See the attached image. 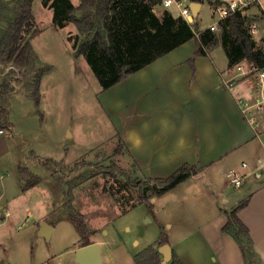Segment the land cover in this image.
Here are the masks:
<instances>
[{
  "label": "rangeland",
  "instance_id": "rangeland-1",
  "mask_svg": "<svg viewBox=\"0 0 264 264\" xmlns=\"http://www.w3.org/2000/svg\"><path fill=\"white\" fill-rule=\"evenodd\" d=\"M71 1L75 5L81 2ZM50 4L34 1L35 20H30L22 32L23 41L32 39L33 51L23 64H17L3 53L1 42L13 31L20 2L0 0V90L6 91L0 105L6 109L2 119L7 124L0 126V202L8 200L11 208L7 222L0 226V252L5 264L40 262L51 256H55L54 263L67 259L70 253L65 249L80 243V235L72 221L63 217L64 212L67 214L66 202L75 205L97 228L94 236L101 240L105 258L107 250L113 249L124 264H133L128 250L140 253L150 245L158 248L156 243L162 234L168 243H173L196 227L203 212L196 206L197 200H214L224 205L228 203L225 198L246 197L250 179L256 176L243 187L235 188L222 174L211 184L203 178L182 181L165 193L152 196L149 202L132 206L138 188L128 182V176L141 180L154 176H148V171L134 159L123 134L134 127L138 134L139 120L146 112L156 119L166 115L163 104L168 97L164 95L170 85L165 79L171 68L191 70L189 85L174 87L181 93L193 94L191 101L196 110L191 108L187 114L190 119L198 118L200 109L196 104L201 102L205 89L198 81L197 60L190 57L188 66L175 65L176 62L172 66V60H168L172 56H166L104 90L86 56H73L75 23L67 20L63 27H56ZM168 9L180 12L175 4L165 7L161 2L154 7L159 16ZM217 20L215 5L205 1L198 17L199 29ZM253 38L264 49V25ZM189 45L177 49L175 54L191 52ZM206 50L215 56L227 78L251 68L247 60L230 65L221 42ZM4 82L7 84L1 87ZM246 86L256 97L253 74L248 75ZM153 104L157 107L152 108ZM259 158L264 165L263 147L247 162L254 166ZM234 160L238 164L242 158L235 156ZM171 168L159 172L167 177L174 172ZM37 180L33 190L22 191ZM263 181L264 176L258 182ZM35 195L40 199L36 201ZM44 209L47 214L42 216ZM45 221L55 224L49 238L40 234Z\"/></svg>",
  "mask_w": 264,
  "mask_h": 264
},
{
  "label": "crops",
  "instance_id": "crops-1",
  "mask_svg": "<svg viewBox=\"0 0 264 264\" xmlns=\"http://www.w3.org/2000/svg\"><path fill=\"white\" fill-rule=\"evenodd\" d=\"M203 5L204 3H202V7ZM168 10L174 15L180 14V12L175 13L171 9ZM212 24L214 23H211L210 26ZM210 26L202 30L210 28ZM219 29L220 25L216 30L219 31ZM187 45H189L191 52L175 54L177 49ZM195 51L196 40L190 39L155 61L166 58V56H172L168 59L172 60L170 61L172 66L175 62V65L180 63L183 66H188L187 60L190 57H195L198 81L202 83L203 90L205 89L201 95V102H196V108L200 109L196 114L198 118L190 119L187 114L189 110H192L191 108H193V112L196 110L193 101H191L193 94L188 93V91L181 93L175 88L189 85L191 70L187 67L180 71L171 68V70H166L165 79L170 85V90L164 95V97H168V99H164L163 104V107L167 109L166 115L156 119L149 115V112H146L139 120L138 134L133 130L135 127L129 128L123 134V138L133 153L134 159L145 171H148V176L165 177L161 174L163 172L159 171L170 167L175 171L185 163L197 164L201 170L188 177L184 182L190 179L203 178L206 183L211 184L218 180L219 175L224 174L226 176V172L232 167H239L246 174L243 185L247 184L248 179L256 176V179H253L254 177L250 179L251 185L245 195L246 197L250 196V200L240 210L239 216L249 227L254 240L257 260L253 264H264V181L258 182L264 176V165L261 158L257 160V164L254 166H250L247 162L248 158L260 154L261 148H264V113L261 117L260 127L255 128L245 119L235 94L226 85L228 80L234 79L238 88L248 97H252L246 86L248 76H245V71L235 77L227 78L225 71L216 62V58L211 52L206 50V54L196 55ZM243 61L245 60L238 63ZM155 103L158 102L155 101ZM154 104L151 105L152 108L157 107ZM160 109L162 110V108ZM235 156L242 158L238 164L234 160ZM243 163H246L247 166L244 167ZM33 188L29 189L33 190ZM2 195L3 190L0 189V198ZM246 197L235 195L231 199L225 198L224 202L228 203L224 205H219L214 200L211 202L209 200L206 202L205 200H197L195 202L196 206L203 210L202 214L200 213L201 222L191 231L182 233L175 242H169L172 250L183 264H246L237 242L230 234L222 231L227 220L226 211ZM34 198L36 201L40 199L38 195H35ZM205 203L209 209L204 206ZM9 204L8 200L7 202H0V226L5 224L11 215ZM46 214L47 210L44 209L41 215ZM63 217H66L65 212ZM52 225L55 229V224ZM93 239V241L99 242L101 246V240L96 239L95 236ZM81 245L80 242L72 248L65 249L70 254L63 262L54 263L55 256H51L40 262L34 260L23 264H51L52 262L54 264H79L75 261L74 256L76 249ZM101 250L103 264H124L120 256L113 254L115 252L113 249L107 250L106 258L103 255L102 246ZM128 252L135 261L138 252L132 250H128ZM4 261L5 259L0 252V264H5ZM128 264H132V262Z\"/></svg>",
  "mask_w": 264,
  "mask_h": 264
},
{
  "label": "trees",
  "instance_id": "trees-1",
  "mask_svg": "<svg viewBox=\"0 0 264 264\" xmlns=\"http://www.w3.org/2000/svg\"><path fill=\"white\" fill-rule=\"evenodd\" d=\"M35 0H19L20 13L13 22L10 36L1 42L3 53L9 60L23 64L33 51L32 39L23 41V28L30 20H35L33 3ZM201 3L219 4L221 0H194ZM44 5L53 9V23L63 27L67 20L73 21L77 33L72 45L73 56L84 55L102 88L108 89L134 72L144 68L156 59L174 50L184 42L195 39L197 42L196 55L207 53L206 47L221 42L231 65L242 60L264 66V49L258 47L248 27V17L240 12H233L220 23L219 31L210 28L199 29L198 18L189 23L182 15H174L165 10L159 16L154 7L163 0H81L75 5L71 0H42ZM81 13L78 16L77 13ZM70 40L73 37H69ZM192 61L195 57L191 58ZM193 64V63H192ZM7 83H2L5 87ZM6 91L0 90V98ZM6 109L0 105V126L7 124L2 117ZM123 144V142H121ZM122 144V145H123ZM132 155V154H131ZM201 167L197 164L185 163L167 177H147L131 179L138 188L136 202L150 201L154 195H161L174 188L188 177L198 173ZM59 180H62L59 177ZM21 183L24 179L20 178ZM38 182L34 181L23 187L27 190ZM250 200V196L239 201L226 211L227 220L222 231L230 234L237 242L246 264L257 260L254 240L250 229L240 218L239 212ZM131 206V207H132ZM66 217L74 224L80 235L82 245L92 241L91 236L97 228L91 226L83 212L75 205L66 202ZM168 242L165 234L157 241L158 247ZM162 254L154 245L135 256L136 264H161ZM168 264H183L173 251Z\"/></svg>",
  "mask_w": 264,
  "mask_h": 264
},
{
  "label": "built area",
  "instance_id": "built-area-1",
  "mask_svg": "<svg viewBox=\"0 0 264 264\" xmlns=\"http://www.w3.org/2000/svg\"><path fill=\"white\" fill-rule=\"evenodd\" d=\"M191 0H163L165 7L175 4L182 15L189 23L194 22V17L189 6ZM215 5L218 20L210 26V29L216 30L220 23L233 12H240L248 17V27L252 35L261 30L264 25V0H221ZM251 68L244 72L245 76L253 74L256 79V88L258 94L256 97H248L238 88L237 82L230 79L226 82L227 87L235 94L238 104L245 119L254 125L260 127L261 117L264 113V66L256 63H250ZM243 166H247L243 163ZM228 182L234 187H241L246 178V174L239 167H232L226 172Z\"/></svg>",
  "mask_w": 264,
  "mask_h": 264
},
{
  "label": "water",
  "instance_id": "water-1",
  "mask_svg": "<svg viewBox=\"0 0 264 264\" xmlns=\"http://www.w3.org/2000/svg\"><path fill=\"white\" fill-rule=\"evenodd\" d=\"M194 19L199 17L202 3L191 0L189 3ZM78 16L81 13H77ZM54 231V226L49 222L45 221L40 227V234L49 238ZM158 250L162 254L161 264H168L172 257V247L170 243L166 242L158 247ZM74 259L79 264H103L102 250L100 243L93 241L86 245L79 246L75 251Z\"/></svg>",
  "mask_w": 264,
  "mask_h": 264
}]
</instances>
